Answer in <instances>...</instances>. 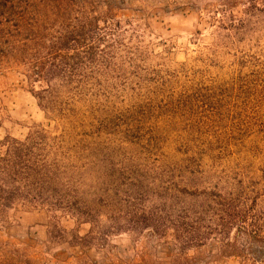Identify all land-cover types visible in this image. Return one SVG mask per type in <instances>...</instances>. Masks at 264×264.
Masks as SVG:
<instances>
[{"label":"rangeland","instance_id":"obj_1","mask_svg":"<svg viewBox=\"0 0 264 264\" xmlns=\"http://www.w3.org/2000/svg\"><path fill=\"white\" fill-rule=\"evenodd\" d=\"M253 1L127 0L99 21L113 34L79 81H50L51 111L46 82L1 67L0 147L37 130L61 140L60 183L92 212L16 203L0 212V244L31 264H256L262 247L237 224L226 248L216 232L182 244L173 223L214 227L205 192L264 197V0ZM151 210L160 217L134 223Z\"/></svg>","mask_w":264,"mask_h":264},{"label":"trees","instance_id":"obj_2","mask_svg":"<svg viewBox=\"0 0 264 264\" xmlns=\"http://www.w3.org/2000/svg\"><path fill=\"white\" fill-rule=\"evenodd\" d=\"M250 3L258 9L253 0ZM126 4L127 0H0V68L8 63L22 66L31 80L46 82L39 99L51 111L49 97L55 96L56 91L50 81L58 79L61 86H66L84 75L83 70L98 60L102 51L99 43L107 42L106 37L113 34L114 29L107 26L102 30L99 21L107 24L106 19H112L117 8ZM62 147L61 140L38 130L23 140L10 139L1 144L0 212L16 203H36L49 208L62 205L76 215L91 214L92 205L80 201L82 207H77L74 188L67 190L60 183L66 173L60 162L64 158ZM134 192L138 199L146 195L144 191ZM205 195L209 200L208 221L214 227L206 225V231H200L195 223L174 221L182 244L195 241L192 237L199 234L205 238L216 232L224 238V247L234 248L228 228L237 224L235 230L246 235L250 243L262 247V252L259 251L262 256L255 262L264 264V197L259 198V203L257 195L249 197L246 192L227 196L205 192ZM159 217L156 211H140V218L133 221L137 224ZM187 217L186 213L182 216ZM152 226L158 231L156 224ZM241 257L245 255L241 253ZM186 260L172 264H188ZM193 261L189 258V264ZM0 264L31 263L17 249L0 244Z\"/></svg>","mask_w":264,"mask_h":264}]
</instances>
